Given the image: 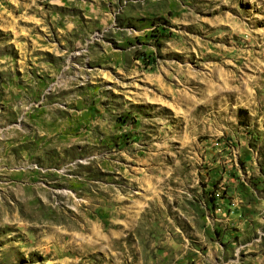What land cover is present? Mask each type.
Instances as JSON below:
<instances>
[{
    "label": "rangeland",
    "instance_id": "1",
    "mask_svg": "<svg viewBox=\"0 0 264 264\" xmlns=\"http://www.w3.org/2000/svg\"><path fill=\"white\" fill-rule=\"evenodd\" d=\"M0 264H264V0H0Z\"/></svg>",
    "mask_w": 264,
    "mask_h": 264
}]
</instances>
